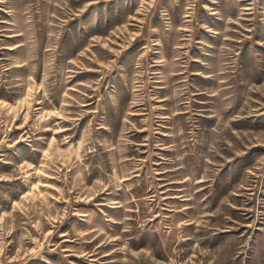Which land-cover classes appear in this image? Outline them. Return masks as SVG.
Returning a JSON list of instances; mask_svg holds the SVG:
<instances>
[{
  "label": "rangeland",
  "instance_id": "rangeland-1",
  "mask_svg": "<svg viewBox=\"0 0 264 264\" xmlns=\"http://www.w3.org/2000/svg\"><path fill=\"white\" fill-rule=\"evenodd\" d=\"M0 264H264V0H0Z\"/></svg>",
  "mask_w": 264,
  "mask_h": 264
}]
</instances>
